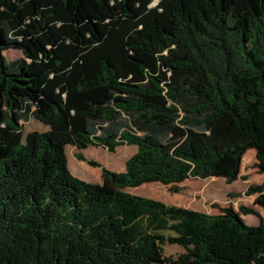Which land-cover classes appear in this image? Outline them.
<instances>
[{
    "label": "trees",
    "instance_id": "trees-1",
    "mask_svg": "<svg viewBox=\"0 0 264 264\" xmlns=\"http://www.w3.org/2000/svg\"><path fill=\"white\" fill-rule=\"evenodd\" d=\"M66 145L136 151L123 171L73 153L91 183ZM249 149L264 172V0H0V264H264L255 208L125 190L231 183ZM245 192L264 208V180Z\"/></svg>",
    "mask_w": 264,
    "mask_h": 264
},
{
    "label": "rangeland",
    "instance_id": "rangeland-1",
    "mask_svg": "<svg viewBox=\"0 0 264 264\" xmlns=\"http://www.w3.org/2000/svg\"><path fill=\"white\" fill-rule=\"evenodd\" d=\"M7 59H14L22 55L21 51L9 48L4 52ZM47 126L34 118L23 123V139L28 131H43ZM80 153L87 159L100 162L106 168L113 171H123L125 160L136 151L134 145H119L114 152H109L102 146L90 145L85 149H77L72 145H66L67 166L70 172L87 182H101L100 169L88 165L84 161L77 160L73 153ZM255 150L249 149L241 160L240 177L231 183H226L222 177H210L205 179L188 178L177 183L178 192H173L170 185L161 182H147L138 187H127L126 191L161 200L167 204H174L195 209L198 211L217 213L218 207L232 205L236 210L239 206H251L258 210L264 219V208L254 204L256 194H246V189L252 184L261 183L264 180V172H259L256 167ZM245 223L255 225L258 218L252 214H241ZM164 254L177 255L183 251L178 244L164 243Z\"/></svg>",
    "mask_w": 264,
    "mask_h": 264
}]
</instances>
